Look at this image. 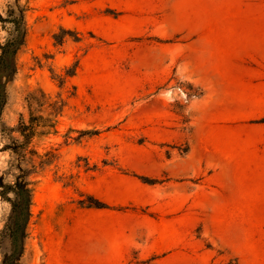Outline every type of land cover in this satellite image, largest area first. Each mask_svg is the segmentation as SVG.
Here are the masks:
<instances>
[{
	"label": "rangeland",
	"instance_id": "1",
	"mask_svg": "<svg viewBox=\"0 0 264 264\" xmlns=\"http://www.w3.org/2000/svg\"><path fill=\"white\" fill-rule=\"evenodd\" d=\"M17 5L26 35L5 80L0 147L19 138L30 93L63 107L50 134L31 143L49 162L33 179L16 263L264 264L250 240L262 225L209 215L223 185L207 176L214 137L202 130L193 39L213 9L192 0H0V17ZM10 28L0 20L1 45ZM9 159L0 153V178ZM9 213L0 197V264L11 249Z\"/></svg>",
	"mask_w": 264,
	"mask_h": 264
},
{
	"label": "crops",
	"instance_id": "2",
	"mask_svg": "<svg viewBox=\"0 0 264 264\" xmlns=\"http://www.w3.org/2000/svg\"><path fill=\"white\" fill-rule=\"evenodd\" d=\"M192 1L213 9L193 39V81L206 105L202 130L214 137L207 176L223 185L208 199L209 215L237 214L245 227L262 225L250 240L251 257L264 262V0Z\"/></svg>",
	"mask_w": 264,
	"mask_h": 264
},
{
	"label": "trees",
	"instance_id": "3",
	"mask_svg": "<svg viewBox=\"0 0 264 264\" xmlns=\"http://www.w3.org/2000/svg\"><path fill=\"white\" fill-rule=\"evenodd\" d=\"M23 12L24 10L17 5L9 11L6 18L0 17L1 22L11 25L9 38L2 45L0 44V115L6 103L5 80L16 73L15 58L26 35ZM26 102L29 118L25 122L21 116L17 127L19 138L9 137L8 143L0 147V153L8 152L10 155L7 168L0 178V197L10 205V213L4 224L3 233L11 245L10 254L3 258L2 264H17L24 251L27 225L31 217L33 179L49 162V158L43 159L35 149L31 148L32 140L50 134L55 127V119L63 107V104L50 102L41 92L27 95ZM46 109H49L50 113L40 114ZM34 111L39 114H35ZM91 205L95 208L103 207L99 202Z\"/></svg>",
	"mask_w": 264,
	"mask_h": 264
}]
</instances>
